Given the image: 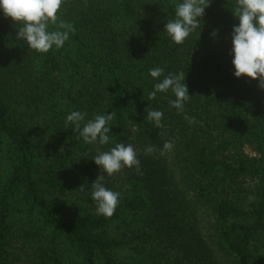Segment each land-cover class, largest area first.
Masks as SVG:
<instances>
[{
    "label": "trees",
    "instance_id": "16d2710c",
    "mask_svg": "<svg viewBox=\"0 0 264 264\" xmlns=\"http://www.w3.org/2000/svg\"><path fill=\"white\" fill-rule=\"evenodd\" d=\"M180 2L64 0L59 21L74 31L46 54L0 11V264H264V89L233 76L236 0H211L176 45L163 30ZM155 67L159 80L185 74L183 113L171 90L148 99ZM72 111L113 113L109 142L84 143ZM118 143L140 166L105 174L120 193L106 218L91 159Z\"/></svg>",
    "mask_w": 264,
    "mask_h": 264
},
{
    "label": "clouds",
    "instance_id": "9594fccd",
    "mask_svg": "<svg viewBox=\"0 0 264 264\" xmlns=\"http://www.w3.org/2000/svg\"><path fill=\"white\" fill-rule=\"evenodd\" d=\"M64 0H0V11L6 18H11L16 25H21L16 39L23 41L27 48L37 53L46 54L50 50H59L69 40L74 31L71 24L59 21L58 11ZM211 0H182L175 5L174 18L167 20L164 32L176 45L184 43L186 38L200 28L201 18L210 6ZM234 16L238 20L231 32V63L233 76L237 79L247 77L258 81V86L264 89V0H236ZM59 21V22H58ZM55 26L54 30H49ZM218 30L212 32L215 38ZM164 69L155 67L149 70V75L159 82L153 85L148 99L154 100L157 94H165L171 90L175 96L170 106L183 113L185 104L190 99L185 74L169 73L162 80ZM146 119L153 122L156 128H162L163 112L146 108ZM113 113L95 115L85 122L86 112L72 111L66 116L65 123L73 125L79 130V135L86 144L106 145L110 140L111 126L109 122ZM189 124L195 123L194 117L185 115ZM83 123V127L81 124ZM173 144L167 141L163 144L161 155L171 150ZM148 153L154 151L152 147L146 149ZM98 166L100 175L91 183V199L95 203L97 215L111 217L119 204L120 193L105 186V174L112 176L123 168L135 167L139 171L140 161L136 158V151L131 144L118 143L109 151L96 154L91 159Z\"/></svg>",
    "mask_w": 264,
    "mask_h": 264
}]
</instances>
